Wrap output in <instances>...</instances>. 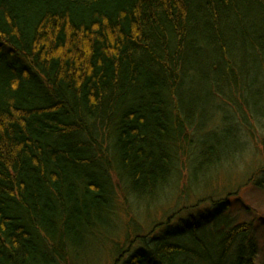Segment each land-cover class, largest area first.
<instances>
[{
  "label": "trees",
  "instance_id": "16d2710c",
  "mask_svg": "<svg viewBox=\"0 0 264 264\" xmlns=\"http://www.w3.org/2000/svg\"><path fill=\"white\" fill-rule=\"evenodd\" d=\"M254 93L264 0H0V264H79L121 199L207 157L213 110L230 108L245 138ZM182 210L128 233L114 264H255L253 221L219 235L217 260L192 214L156 237Z\"/></svg>",
  "mask_w": 264,
  "mask_h": 264
},
{
  "label": "rangeland",
  "instance_id": "374dc122",
  "mask_svg": "<svg viewBox=\"0 0 264 264\" xmlns=\"http://www.w3.org/2000/svg\"><path fill=\"white\" fill-rule=\"evenodd\" d=\"M250 97L258 104L256 113L260 117L250 116V124L243 123L246 143L237 128L234 112L230 108L213 110L210 124L216 116L214 122L220 130L211 134L209 143L198 144L201 148L207 145V159L196 160L192 170L185 154L181 170L154 197L121 199L110 234L102 243L88 248L78 263L114 264L117 248L125 242L128 233L131 232V236L149 234L156 224L166 223L174 211L183 209L180 215L168 221L169 225L159 228L155 236L174 234L182 224L190 225L192 214V220L200 227L199 235H203L210 246L211 255L201 248L199 251L217 260L222 252L219 235L230 227L253 221L252 234L257 246L255 264H264V94L254 93ZM207 160L216 163L209 165ZM203 217L206 219L202 220ZM189 237L184 233L179 238L170 236L169 239L188 244ZM233 251L234 245L225 260L232 259ZM199 263L214 264L212 260Z\"/></svg>",
  "mask_w": 264,
  "mask_h": 264
}]
</instances>
